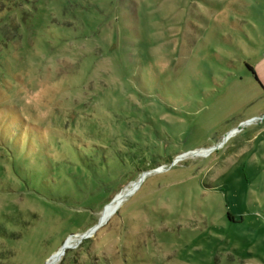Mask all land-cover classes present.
<instances>
[{
	"label": "rangeland",
	"instance_id": "rangeland-1",
	"mask_svg": "<svg viewBox=\"0 0 264 264\" xmlns=\"http://www.w3.org/2000/svg\"><path fill=\"white\" fill-rule=\"evenodd\" d=\"M66 244L264 264V0H0V264Z\"/></svg>",
	"mask_w": 264,
	"mask_h": 264
},
{
	"label": "bare ground",
	"instance_id": "bare-ground-1",
	"mask_svg": "<svg viewBox=\"0 0 264 264\" xmlns=\"http://www.w3.org/2000/svg\"><path fill=\"white\" fill-rule=\"evenodd\" d=\"M208 151H209V149H200L199 150V152H202V153H206ZM134 186L135 185H131L125 191L122 192L123 194H119V196H117V198H115L110 203H108L106 205L105 209L103 210L102 214H101V218L102 219H105L106 217L110 216V214L116 209L118 203L125 197V195L128 192H131L132 191V188ZM87 234H89V232ZM69 242H73V240L71 238H69L68 241H67V243H69ZM67 246H69V245L66 244L65 247H63L60 251H58L57 253H55L54 255H52L48 259L47 264H55L58 261V259L60 258V255H61L63 249L66 248Z\"/></svg>",
	"mask_w": 264,
	"mask_h": 264
},
{
	"label": "trees",
	"instance_id": "trees-1",
	"mask_svg": "<svg viewBox=\"0 0 264 264\" xmlns=\"http://www.w3.org/2000/svg\"><path fill=\"white\" fill-rule=\"evenodd\" d=\"M246 67H247L248 70L251 72V74L255 77V79H256L258 82H260L259 77H258V75H257V73H256V71H255V69H254V67H253L251 64H249V63H246Z\"/></svg>",
	"mask_w": 264,
	"mask_h": 264
},
{
	"label": "built area",
	"instance_id": "built-area-1",
	"mask_svg": "<svg viewBox=\"0 0 264 264\" xmlns=\"http://www.w3.org/2000/svg\"><path fill=\"white\" fill-rule=\"evenodd\" d=\"M259 118H262V117H259ZM255 119H258L257 117L256 118H252L251 120H255Z\"/></svg>",
	"mask_w": 264,
	"mask_h": 264
},
{
	"label": "water",
	"instance_id": "water-1",
	"mask_svg": "<svg viewBox=\"0 0 264 264\" xmlns=\"http://www.w3.org/2000/svg\"><path fill=\"white\" fill-rule=\"evenodd\" d=\"M250 120H251V119H250ZM246 122H247V121H246ZM100 223H101V221H100ZM97 226H98V225H97ZM83 236H87L86 233H84Z\"/></svg>",
	"mask_w": 264,
	"mask_h": 264
},
{
	"label": "crops",
	"instance_id": "crops-1",
	"mask_svg": "<svg viewBox=\"0 0 264 264\" xmlns=\"http://www.w3.org/2000/svg\"><path fill=\"white\" fill-rule=\"evenodd\" d=\"M260 80V79H259ZM261 82V81H260ZM262 83V82H261ZM263 84V83H262ZM253 117H255V116H253Z\"/></svg>",
	"mask_w": 264,
	"mask_h": 264
}]
</instances>
